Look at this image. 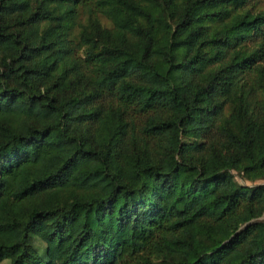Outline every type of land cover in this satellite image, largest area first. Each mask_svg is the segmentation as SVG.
Wrapping results in <instances>:
<instances>
[{
  "label": "trees",
  "instance_id": "obj_1",
  "mask_svg": "<svg viewBox=\"0 0 264 264\" xmlns=\"http://www.w3.org/2000/svg\"><path fill=\"white\" fill-rule=\"evenodd\" d=\"M258 0H0V263L264 264Z\"/></svg>",
  "mask_w": 264,
  "mask_h": 264
},
{
  "label": "rangeland",
  "instance_id": "obj_2",
  "mask_svg": "<svg viewBox=\"0 0 264 264\" xmlns=\"http://www.w3.org/2000/svg\"><path fill=\"white\" fill-rule=\"evenodd\" d=\"M259 2L255 3H250L246 9H248L251 13L256 14L259 11H262L264 9V0H258ZM235 181L240 184V185H247V186H252V185H259V184H264V181L258 180L254 182L253 184L246 182L245 180L241 179L236 173H235ZM260 221H264V214L258 219ZM0 264H8V262H3Z\"/></svg>",
  "mask_w": 264,
  "mask_h": 264
}]
</instances>
